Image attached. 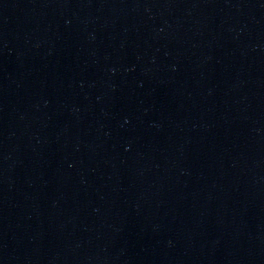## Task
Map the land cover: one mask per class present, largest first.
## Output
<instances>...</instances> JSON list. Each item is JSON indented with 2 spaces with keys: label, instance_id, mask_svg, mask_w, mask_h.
I'll list each match as a JSON object with an SVG mask.
<instances>
[{
  "label": "water",
  "instance_id": "95a60500",
  "mask_svg": "<svg viewBox=\"0 0 264 264\" xmlns=\"http://www.w3.org/2000/svg\"><path fill=\"white\" fill-rule=\"evenodd\" d=\"M0 264H264V0H0Z\"/></svg>",
  "mask_w": 264,
  "mask_h": 264
}]
</instances>
